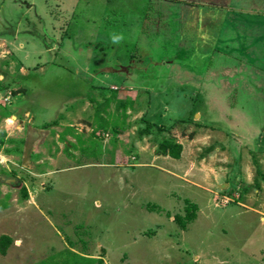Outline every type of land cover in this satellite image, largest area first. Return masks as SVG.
<instances>
[{"label": "rangeland", "instance_id": "obj_1", "mask_svg": "<svg viewBox=\"0 0 264 264\" xmlns=\"http://www.w3.org/2000/svg\"><path fill=\"white\" fill-rule=\"evenodd\" d=\"M0 38V264H264V0H0Z\"/></svg>", "mask_w": 264, "mask_h": 264}, {"label": "trees", "instance_id": "obj_2", "mask_svg": "<svg viewBox=\"0 0 264 264\" xmlns=\"http://www.w3.org/2000/svg\"><path fill=\"white\" fill-rule=\"evenodd\" d=\"M24 90V88L22 87H19L17 89H13L11 90V93L12 94H16L20 91ZM115 91H113V93H111L110 95V98L112 97V95H114L113 97H115ZM110 98H106L105 101H108L110 100ZM132 101H130V99H120L118 97V99L116 100V107L119 109V113H120V119L121 120V125H120V129H119V126L116 127V126H112V129L113 131L116 133V138L119 137L120 133L122 130H124V123H125V118L127 117V115L125 114V110H126V107L129 106V107H132ZM97 119V120H100V118L97 117V114L96 112H94V115H93V119ZM52 124H56V121H52L51 122ZM51 123H45L43 122V125L42 127L43 128H48L49 127V124ZM99 124L100 125H104L106 124L104 121L100 120L99 121ZM72 126H64L61 131H59L58 133V139L59 140H63L64 141V137H65V134L67 132V129H70L72 130ZM51 129V128H50ZM141 131V130H139ZM142 131H146V130H142ZM143 133V132H142ZM5 134V131L1 130L0 132V135H4ZM75 135V134H73ZM76 138L78 139L79 142H81L80 138L78 137V135H76ZM118 139V138H117ZM158 154H163V155H168L172 158H178L180 156V152H181V145L177 142H172V141H169V140H163L161 141L159 144H158ZM14 150H17L18 151V147H15ZM184 202L186 203V206H185V212L184 214H176L174 216V220L179 224V226L181 228H185L186 227V224L190 221H192L195 217H196V204L191 202L189 199L185 198L184 199ZM10 241H11V238L6 235V234H2L0 235V253L1 254H4L8 245L10 244Z\"/></svg>", "mask_w": 264, "mask_h": 264}, {"label": "crops", "instance_id": "obj_3", "mask_svg": "<svg viewBox=\"0 0 264 264\" xmlns=\"http://www.w3.org/2000/svg\"><path fill=\"white\" fill-rule=\"evenodd\" d=\"M6 41H5V39L4 38H0V43H4V45H6V43H5ZM17 45V44H16ZM18 45H20L21 46V43H18ZM7 46V45H6ZM9 49H11L12 50V46H11V48H9ZM16 63V67H18V68H20V66H21V62L20 61H18V62H15ZM20 70V69H19ZM13 96V95H12ZM8 111H10V118L12 119V118H18V116H20L19 115V113H24V109H20V108H18V107H15V109L13 110H6V111H4V110H2V114L4 113H6V112H8ZM16 111V112H15ZM29 112V111H28ZM27 113V112H26ZM66 113V112H65ZM69 113V112H68ZM93 115H94V113H93ZM61 115H58L56 118H55V120H59V121H63V123H65V124H63V126H72V124H69V122H68V120H70V116L69 117H66V120H62L63 119V117L61 116ZM62 124V123H61ZM33 125V124H32ZM73 127V126H72ZM32 129L34 128V127H31ZM126 128H127V126H126ZM75 129V128H74ZM75 133V132H74ZM75 135H77L76 133H75ZM75 135H73L74 137H75ZM58 137V136H57ZM68 137V138H67ZM69 137H71L70 135H65V139H64V141L66 140L67 141V139H70ZM118 139H122V137L119 135V137H117ZM26 144L24 143L23 145H22V148H21V150H20V147H18V153H19V151H20V158L21 159H23V162L27 159L28 160V153H27V150H26V146H25ZM15 148V147H14ZM14 150V149H13ZM15 152H17V150H14ZM166 156H168V155H166ZM34 159H35V157H33ZM172 158V157H171Z\"/></svg>", "mask_w": 264, "mask_h": 264}]
</instances>
